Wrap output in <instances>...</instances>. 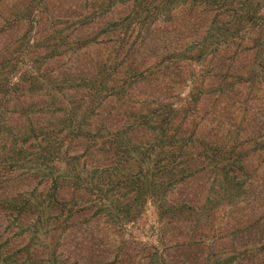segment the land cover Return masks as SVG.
<instances>
[{
  "label": "trees",
  "instance_id": "trees-1",
  "mask_svg": "<svg viewBox=\"0 0 264 264\" xmlns=\"http://www.w3.org/2000/svg\"><path fill=\"white\" fill-rule=\"evenodd\" d=\"M46 4L31 1L13 19L27 24L39 42L26 51L29 70L12 82L16 64L0 62V264H79L63 258L66 249L58 252L53 240H82L90 252L138 257L136 264H170V248H184L182 264L194 249L204 250V264H222L226 245L207 242L202 231L222 203L246 198L248 153L243 143H207L197 150L198 138L173 123L207 93L236 86L204 84L206 77H219L224 50L253 53L252 80L264 71V0H80L79 13L40 38ZM100 45L111 49V60L85 53ZM151 57L158 58L149 63ZM63 60L58 78L47 66ZM194 64L202 72L184 79L182 69ZM189 79L179 106L163 96ZM24 90L43 91L51 100L27 104ZM66 92L64 102L53 101ZM11 115L27 124L13 125ZM38 115L42 122L32 119ZM54 116L57 121L50 120ZM206 172L214 178L207 175L191 194ZM148 203L164 226L184 223L191 237L200 233L198 239L159 248L124 238L125 226L137 222ZM259 221L226 223L231 260L264 264ZM108 232L121 237L117 247L106 241ZM17 240L25 243L12 249Z\"/></svg>",
  "mask_w": 264,
  "mask_h": 264
},
{
  "label": "rangeland",
  "instance_id": "rangeland-1",
  "mask_svg": "<svg viewBox=\"0 0 264 264\" xmlns=\"http://www.w3.org/2000/svg\"><path fill=\"white\" fill-rule=\"evenodd\" d=\"M31 1L35 0H2L0 2V62L11 61V66L16 64L15 73L12 76V82L19 81V77L22 72L29 70V64H31L30 57L25 54L28 51V46L37 44V40L33 39V35L29 34V26L25 23L14 22V16L21 12ZM80 0H47V15L43 16V24L40 28V38L48 37L52 35V30L55 28H61L66 24V21L75 16L77 13V6ZM76 5V6H75ZM126 11L117 12V14H124ZM116 14V15H117ZM115 15V16H116ZM48 17L54 18L53 25L51 20H47ZM115 18V17H114ZM9 23V24H6ZM100 28V25L96 27V30ZM38 34V36H39ZM102 37H98L97 40L101 41ZM97 41V42H98ZM92 47L88 50L89 57H95L97 61L105 60L110 56V48ZM39 47V46H38ZM48 53H51V48ZM86 57V56H85ZM88 57V58H89ZM85 58V62L89 61ZM156 58L151 57L149 63L156 62ZM111 60V57H110ZM219 65L216 68V72L220 73L219 77L215 78L212 82L210 77H206L205 86L209 89H216L219 85L225 86L226 84H233L230 90H226L223 94L218 92H210L203 96V99L194 108L193 106L188 109L191 113L188 115L179 114L174 119V127L182 129L185 135L193 134L198 138L195 139L197 150H200V145L203 144H238L243 143L242 148L247 151L248 159L247 169L252 179L251 186L246 189V198L237 200L236 204L224 202L217 208V214L213 219L205 224L203 234L207 237L206 241L217 240V244L226 245L221 254L222 264H260L259 259L255 261H237L231 260L235 253L230 245V240H233L230 236H225L226 223L235 224L238 226H245L252 224L257 219H260L259 223L263 222L264 215V127H263V109H264V71L260 69L256 71V78L252 80L251 70L253 67V53L248 54H235L234 47L224 50L219 57ZM166 63V62H164ZM182 65V63H181ZM59 66H65V61H51L47 66L51 73L58 75L57 69ZM255 69H256V65ZM203 69V68H202ZM198 65L188 66L185 65L183 71V78H188L189 75L194 73V78H198V74L202 72ZM243 76L241 79L238 76ZM225 77L222 78V77ZM60 78V75H58ZM18 79V80H17ZM251 79V80H250ZM190 79L186 82H181V87L175 92L163 93L169 102H172L174 106H179L189 93ZM23 89L27 84L22 85ZM143 93L147 92L145 88ZM25 98V102L29 104L34 101L48 102L50 95L43 91H31L27 92L19 91ZM69 93L66 92L62 95H56L55 103L57 101L64 102L66 96ZM171 99H168L170 98ZM177 96L179 98L177 99ZM181 98V99H180ZM10 108H17V105L10 104ZM193 110V111H192ZM8 115V114H7ZM48 116L51 114L48 112ZM11 122L13 125L27 124L24 118H19L16 115H11ZM46 116V118H48ZM57 116L50 118L51 121H57ZM7 119L9 118L6 117ZM42 116H33L32 119L42 122ZM40 119V120H39ZM181 124V127H180ZM220 126V127H219ZM180 129V130H181ZM216 129V131H215ZM201 163V162H200ZM198 163V164H200ZM209 175L210 181L214 178V174L206 172L200 176V180L195 182L192 189L189 190L191 194L198 192L201 186L206 182V177ZM204 178V180H202ZM203 181V183L201 182ZM206 183L205 186H209ZM226 186V185H224ZM222 193L223 191L220 190ZM207 192L203 194L206 196ZM244 196V197H245ZM201 198V197H200ZM202 199V198H201ZM228 203V204H225ZM223 205V206H222ZM174 224V225H172ZM164 224L158 219L155 206L152 203H148L142 217L134 224L126 225L123 229V237L127 239H134L129 241L143 242L155 247L161 248L173 246L176 242H186L188 240H197L200 233H195L192 237L187 232V229L183 227L184 223L180 224ZM261 226H264L261 223ZM184 228V229H183ZM221 234V235H220ZM106 240L109 245H118L120 236H112L107 233ZM162 241V243H161ZM25 243L24 240H17L12 249L20 248ZM54 244L59 245L58 252L65 250L63 258H67L68 261L78 260L79 264H136L138 257L120 256L115 258L113 255H105L100 252H90L82 240H53ZM79 243L83 244L78 245ZM216 244V245H217ZM237 251L239 250L238 247ZM172 256L170 258V264H182L183 259H180L184 248L176 251L175 249H169ZM206 253L204 250H193L189 254V258L186 260V264H204ZM141 264H155L146 259Z\"/></svg>",
  "mask_w": 264,
  "mask_h": 264
}]
</instances>
